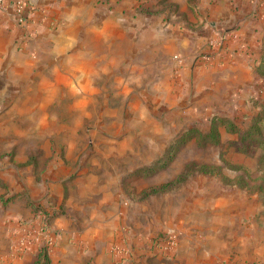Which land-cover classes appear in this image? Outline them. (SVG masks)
Listing matches in <instances>:
<instances>
[{"label":"rangeland","instance_id":"374dc122","mask_svg":"<svg viewBox=\"0 0 264 264\" xmlns=\"http://www.w3.org/2000/svg\"><path fill=\"white\" fill-rule=\"evenodd\" d=\"M128 6L139 23L178 28V5L170 0H137ZM131 16L123 21L128 29ZM185 26L194 30L196 25ZM133 34L127 60L119 58L107 69L105 50L96 53V64L70 69L88 72L85 83H15L0 66V204L20 197L32 209L33 203L49 205L57 211L53 217L67 211L75 220L107 215V241L124 236L133 244L138 232H148L163 251L181 239L176 225L193 237L209 226L231 231L228 221L238 214L241 222L255 221L264 230L262 146L241 140L264 104L263 76L255 71L254 90L242 101L211 85L191 80L183 85L171 78L172 53L157 60L136 45ZM263 36L264 30L259 61ZM92 44L107 49L101 39ZM224 118L238 130H230ZM212 124L218 142L202 143L200 135ZM260 124L264 131V120ZM31 180L48 191L32 199ZM33 211L48 231L52 219L43 229V212ZM171 236L175 244L168 246ZM50 245L51 239L41 246L46 255Z\"/></svg>","mask_w":264,"mask_h":264},{"label":"crops","instance_id":"0c3cea01","mask_svg":"<svg viewBox=\"0 0 264 264\" xmlns=\"http://www.w3.org/2000/svg\"><path fill=\"white\" fill-rule=\"evenodd\" d=\"M30 1L25 22L18 23L9 13L0 17V66L12 82L85 83L88 72L70 69L96 64V53L105 50L107 69L119 58L127 60V40L134 32L136 45L150 50L157 60L172 53L173 81L211 85L233 98L237 94L240 101L254 90L264 0H170L178 5L177 29L161 22L139 23L128 6L137 0ZM8 3L10 12L12 0ZM129 15L131 29L123 24ZM187 22H194L195 29L185 26ZM95 39L107 49L92 44ZM62 68L69 72L62 73ZM53 186L49 190L54 191ZM27 187L32 199L48 191L37 181ZM68 212L52 218L48 234L25 199L0 204V264H41L40 247L48 238L52 245L47 264H264V230L255 221L241 222L238 214L228 221L231 231L209 226L202 237L176 225L183 235L173 249L163 251L154 247L148 232H138L133 244L124 236L107 241V215L75 220ZM161 257L166 260L160 262Z\"/></svg>","mask_w":264,"mask_h":264},{"label":"trees","instance_id":"16d2710c","mask_svg":"<svg viewBox=\"0 0 264 264\" xmlns=\"http://www.w3.org/2000/svg\"><path fill=\"white\" fill-rule=\"evenodd\" d=\"M262 45L264 46V36H263ZM259 62H260V63H258L259 65H257L255 67V69H256L255 71L259 72V74L261 76H263V78H264V54L262 55V58ZM262 120H264V104H261L260 111L257 112V114L252 117V122L248 126V128L242 131L241 140L245 141L246 144L256 141V142H258V144H260L262 146L263 151L259 157V160L264 165V131H262L261 124H260ZM221 121L230 130H234V131L238 130V127L236 126L235 123H233V121H230V120L225 119V118L221 119ZM218 137H219L218 130L214 124H212V126L208 132L202 133L200 135V139H201L202 143H204L207 140H210L212 142L217 143L219 140ZM185 139H186V135L183 136V140H185ZM162 165H165V163H163ZM50 208L51 207H49V205L45 207L43 205H40V204L37 205V203H33V209L35 211L40 210L44 214L43 224H42L43 229H47L49 227L50 220L52 219L53 215H55L57 213V211L54 209L51 212ZM39 256L42 257L41 264H47L48 263V257L46 255V252L44 251L43 247L40 248Z\"/></svg>","mask_w":264,"mask_h":264},{"label":"built area","instance_id":"2783aa9c","mask_svg":"<svg viewBox=\"0 0 264 264\" xmlns=\"http://www.w3.org/2000/svg\"><path fill=\"white\" fill-rule=\"evenodd\" d=\"M31 5L30 0H12V10L9 12L8 0H0V17L3 14L9 13L12 15L15 21L18 23H23L27 20L29 7ZM50 242V238L47 239ZM168 246H173L175 244V239L171 236L167 240Z\"/></svg>","mask_w":264,"mask_h":264}]
</instances>
